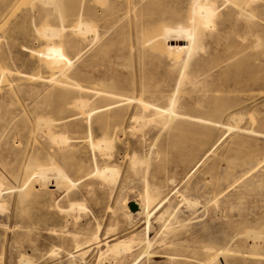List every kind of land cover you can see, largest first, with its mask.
Listing matches in <instances>:
<instances>
[{
    "label": "rangeland",
    "instance_id": "1",
    "mask_svg": "<svg viewBox=\"0 0 264 264\" xmlns=\"http://www.w3.org/2000/svg\"><path fill=\"white\" fill-rule=\"evenodd\" d=\"M89 5L80 18L88 23L85 32L74 28L76 16L58 21L56 4L47 0H0V117L2 110L16 116L14 126L0 121V160L13 164L17 157L19 173L11 178L0 169V264H264V67L247 63L257 54L264 65V0L249 8L253 18L214 21L220 34L206 33L185 68L175 30L187 23L190 0ZM59 26L65 34L45 33ZM52 76L56 83L44 82ZM75 84L113 95L82 94ZM60 88L70 92V102L86 98L101 108L90 119L72 111L77 116L68 129L36 124L37 115L55 118L49 106ZM170 97L175 110L192 119L172 126L140 103L166 107ZM106 116L113 119L111 148L99 152L87 138L102 137L96 121ZM50 132L68 137L74 169L57 156ZM42 151L48 158L40 156L41 163L64 168L73 186L56 188L58 181L49 178L33 183L19 202L18 191L29 189L25 159ZM106 165L116 171L113 184L93 175ZM146 193L153 197L148 231L135 213ZM116 238L134 240L119 262L104 255L106 242Z\"/></svg>",
    "mask_w": 264,
    "mask_h": 264
},
{
    "label": "bare ground",
    "instance_id": "2",
    "mask_svg": "<svg viewBox=\"0 0 264 264\" xmlns=\"http://www.w3.org/2000/svg\"><path fill=\"white\" fill-rule=\"evenodd\" d=\"M190 1H191V7L192 8H191V10L189 12V17L187 19L188 20L187 23L186 24L180 23L179 28H177L175 30V36H177V38H179V39H177V43L180 44V46H181L179 49H182L183 53H184V58H183L184 68L187 66L190 58L192 57V55L194 53L195 45L199 44L200 49L203 48V46H202L203 37L206 35V33L208 34V36L210 38L215 37L216 35L220 34V30L219 29H216L215 27H212V25L214 24V21L227 22V24H230V22L234 23L238 19H243V18H248L249 19L250 17H252V14H251L252 12H250V13L248 12L249 8L251 7V5H255V3H256V0H223V2H222V0H190ZM47 2H49V4H52V5L56 4V8L60 12L59 13L60 16H58V21L61 19L60 17H62V16H63L62 18L66 17V16L67 17L71 16V18H72V16L73 17L76 16L77 17L76 26L74 28L77 27L78 30L79 29H83L86 32L87 27H86V30H85V28L84 27L82 28V26L84 24L88 25V23H85L84 20L80 19V18L82 16H86V15H88L90 13L89 0H55V1L54 0H47ZM224 2H226V3L229 2V7H227L225 9V11L220 8V6ZM46 8H47V6H46ZM52 13H53V11H52ZM57 14H58V12H57ZM46 15H48V13H46ZM76 17H74V18H76ZM56 18H57V16H56ZM252 18H251V20H252ZM44 24H45V21H44ZM89 25L92 26L90 23H89ZM90 26L88 27L89 29L92 28ZM59 27L61 29L60 28L59 29L58 28H55V29H53V28H45L46 29L45 33H48V35L50 37H59V35H61L62 33L65 34L64 32H62V29L64 30V28H62L61 26H59ZM45 29H43V30H45ZM72 30L75 31V29H72ZM88 32H90V31H88ZM39 35H41V32H40ZM45 35L46 34H44V36ZM44 36H42V37H44ZM69 36H67V37H69ZM93 36H95V35H93ZM44 38H46V37H44ZM92 41H93V39H92ZM51 42H52V40H51ZM56 43H52L51 45L53 46ZM102 47H104V46H102ZM257 61L259 62V65L264 67V65L260 64V61L258 60V55L257 54L251 55V57L248 59L247 63L255 64ZM2 71H5V70H1V72ZM57 74H59V73H57ZM43 80H44V82L53 83V82L56 81V78L55 77H53V78L48 77V78H44ZM181 81H182V78H181L180 82ZM70 86H72V85H70ZM74 87H75L76 91H78V92H80L82 94H86V95H88V93H91L93 95H100L101 97H104V95L102 93H105V94H108V95H113L111 93H108V92H105V91H100V90L92 91V90H90L88 88L81 87L78 84H75ZM178 87H179V85H178ZM88 90H90L91 92H89ZM129 98L130 97H127V99L131 101V99H129ZM131 98L132 99L134 98V100L138 101L137 99H135V97H131ZM53 99L54 100H53L52 104L49 106V108L54 112L55 118H53V119H45V118L41 117L40 115L35 116L36 124L41 125V126L43 125L44 127L48 128V130H49L50 127H60L62 129L70 128V126L73 123V122L71 123V121L73 120L71 118L76 115V113H72V111H74V110L79 111L78 115H85L88 119H90L92 117V114H94L97 109L101 108V107H94V106L91 107L89 102L87 100H85L86 98L82 99V100L79 98L78 99L79 101L70 102L71 101V94H70V92L68 90L63 89V88H60L58 90V92H55V94L53 95ZM170 99L171 100H170V102L168 101L169 104L166 107L153 106V105H151V103L143 102V101H141L140 103H141L142 107H152V109H153V111H154V113L156 115L161 117L165 121V123L170 124L172 126L177 125V123L174 122L177 119L178 120L179 119L180 120H190V118L192 119V117H189L188 115H184L182 113L177 112L175 110L176 100L172 99L171 97H170ZM104 106H107V105H104ZM0 112H1V108H0ZM2 113H3V115H2V117H0V121L2 123V126H5V124H8V126H14L15 125L16 116L13 115V113L10 112L9 110H6V111L2 110ZM114 116H118L117 113L114 114ZM139 117L142 120V116H139ZM131 118L133 119L135 117L132 116ZM132 119H130V120H132ZM233 119H230V121H232ZM236 119L237 118H235V120ZM238 119H239V117H238ZM111 120H113V119L108 117V116H106V117H100V119H98L96 121V125H97L98 129L101 131L102 137L99 140L95 139V141H94L92 139L91 133L89 134L87 139H88V144L90 145V147L92 149H95V150H97L99 152H103V151H106V150L110 151L109 149L111 148V139L108 136V129H109V125H110ZM135 120H137V117L135 118ZM141 120H140V122L142 123L144 121V119L142 121ZM138 121L139 120L134 121V123H137ZM195 121L200 123V124H205V122H207L208 120H206L204 118H195ZM232 123L234 124L236 122L232 121ZM5 128L6 127H4L3 129H5ZM162 128H163V126H162ZM43 129L45 131V128H43ZM55 130H56V128H55ZM228 130H230V128H228L227 131ZM56 133H54V132L47 133V136H48L47 138H49L50 142H53V143H55L57 145L56 154L62 161H64V166L68 167L69 169H74L77 166V163L74 161L72 156L69 155L68 149L66 147L67 146L68 137L66 135H64V133H58V134H56ZM200 135L204 136V132H202ZM255 152H256V150H254L253 153L255 154ZM100 154H102V153H100ZM103 154L105 156H108V157L111 156L107 152L103 153ZM47 155L48 154L45 151H42V153H40L39 155H38V153H36L34 155L30 154L25 159L26 168H24L23 175L25 177V181L28 183L27 187L29 189L27 190L26 186L24 187V185H23L24 188L23 189L21 188V190L18 191L19 194H18V199L17 200L19 202H21L23 200V198H25L26 195H28L27 192L31 193L32 188H33V185H32L33 183H37V184L38 183H42L43 184L49 178H52L55 181H58V184H54L53 185L56 188H59L60 185H65V184L68 185L69 187L73 186V181L70 179L68 173L65 171L64 168H62L61 166H59V165H57L55 163H52V164L51 163L50 164L41 163V161L39 159L40 156L47 159L48 158ZM15 159L16 160L13 162V164H7V163L3 162L2 160H0V169L2 171L6 172V175H8L7 177L16 178L18 176V174H19V173L16 174L17 170H16V166L14 165L15 162L18 160V158L16 157ZM51 162H53L52 159H51ZM246 168H247V166H246ZM115 174H116L115 169L113 167H110V166H107V165L102 167V168H95V170L93 172V175L96 176L97 178H99L104 183H110V182L114 181L115 178H116ZM116 176H117V174H116ZM2 177H3L2 174H0V198H1V195H2L1 193L4 190L3 185H5L4 182H3V178ZM112 184H113V182H112ZM38 187H40V186H38ZM37 190H34V191H37ZM152 199H153V197L149 193H146V195L144 197V200L141 203L138 204V206H137L138 209L135 211L136 214L141 215L142 219L144 220L145 230H147V231L149 230V225H150L151 212H150L149 209H150V205H151ZM77 206L79 208L81 207L80 204H77ZM214 207H216V206L214 205ZM0 209H3V205L1 203V199H0ZM76 209H78V208H76ZM71 211H73V209ZM173 211H174V209H173ZM166 213H167V211H163L162 213L159 214L158 218L159 219L163 218L164 214H166ZM145 230H144V233H146ZM245 233H247V232H245ZM251 233L254 234L253 231ZM255 234L258 235L259 232H255ZM255 234L253 235L254 237H252L253 239L257 236V235L255 236ZM248 235L249 234H247V236ZM145 236H146V234H145ZM245 236H246V234H245ZM248 237H247V239H249ZM93 239L95 241H97L99 239V229L96 231ZM259 239H260V237H259ZM133 241L134 240L132 238H130V239H127V238H116L115 241L112 244H110V245L108 244V242H106V244L104 243L106 245V249L104 251V255L108 256L114 262L115 261L119 262V261L127 258L129 253L132 252ZM144 242H145V240H144ZM145 244H146L145 245L146 246L145 247L146 250H144V251H145V253H147V250H148V248L150 246V243L147 241V242H145ZM159 244H160V242H159ZM251 248H252V246H251ZM207 250H210V249H207ZM224 252H226V250ZM102 254L103 253H100V255H102ZM180 256H183L187 260H189L191 258L190 255H186V254H182ZM79 260H81V259H79ZM22 261L25 262V260H22ZM171 262H173V261L171 260Z\"/></svg>",
    "mask_w": 264,
    "mask_h": 264
}]
</instances>
